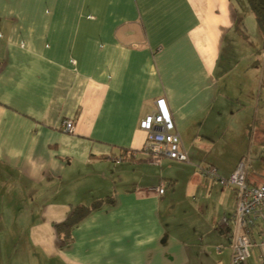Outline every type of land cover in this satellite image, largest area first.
Here are the masks:
<instances>
[{
    "label": "crops",
    "instance_id": "0c3cea01",
    "mask_svg": "<svg viewBox=\"0 0 264 264\" xmlns=\"http://www.w3.org/2000/svg\"><path fill=\"white\" fill-rule=\"evenodd\" d=\"M240 18L233 0H0V264H230L235 191L198 167L250 163L264 78L230 81L223 60ZM159 97L188 162L146 160L138 123ZM249 233L260 264L264 227Z\"/></svg>",
    "mask_w": 264,
    "mask_h": 264
},
{
    "label": "built area",
    "instance_id": "2783aa9c",
    "mask_svg": "<svg viewBox=\"0 0 264 264\" xmlns=\"http://www.w3.org/2000/svg\"><path fill=\"white\" fill-rule=\"evenodd\" d=\"M62 126L66 132H72L74 128L71 119L64 120ZM138 127L147 136L142 150L147 155L148 163L159 165L165 158L188 162L187 152L181 144L180 135L163 97L155 99L153 108L139 120ZM124 159H126L125 155L113 158L116 163ZM247 169L248 160L245 158L236 163L227 177L221 176L212 165L198 167L199 173L205 179L216 181L223 186H230L235 191L236 207L230 217L234 223L230 237V264H245L252 246L249 229L256 221L264 227V184L257 186L248 183ZM156 191L158 194H163L164 186L160 185ZM227 221V217L221 218L222 223ZM260 245L264 246V237L261 238ZM260 264H264V260Z\"/></svg>",
    "mask_w": 264,
    "mask_h": 264
},
{
    "label": "rangeland",
    "instance_id": "374dc122",
    "mask_svg": "<svg viewBox=\"0 0 264 264\" xmlns=\"http://www.w3.org/2000/svg\"><path fill=\"white\" fill-rule=\"evenodd\" d=\"M241 19L242 35L236 38L224 49L223 60H232L228 80L233 81L240 77H254L257 72L264 78V43L255 14L247 0H233ZM236 67V73L233 71ZM234 72V73H233ZM264 98V85L259 91ZM247 119V118H246ZM243 152L249 155L250 163L247 174L248 181L255 185L264 184V111H260L256 126H245L243 130ZM227 154L222 157L223 162L230 163L237 156L234 145L227 144ZM238 146V144H237ZM240 155V152H239ZM254 258L252 257L251 260ZM246 264V262H245Z\"/></svg>",
    "mask_w": 264,
    "mask_h": 264
},
{
    "label": "trees",
    "instance_id": "16d2710c",
    "mask_svg": "<svg viewBox=\"0 0 264 264\" xmlns=\"http://www.w3.org/2000/svg\"><path fill=\"white\" fill-rule=\"evenodd\" d=\"M252 12L255 14L259 29L263 36L264 43V0H247ZM106 199L94 201L90 206L72 207L64 221L54 224L56 233L62 240L68 241L71 238L72 229L78 225L92 211L99 209Z\"/></svg>",
    "mask_w": 264,
    "mask_h": 264
}]
</instances>
